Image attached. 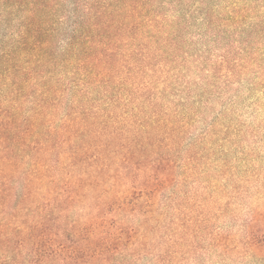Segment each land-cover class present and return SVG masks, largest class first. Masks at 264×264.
Listing matches in <instances>:
<instances>
[{
    "label": "trees",
    "instance_id": "trees-1",
    "mask_svg": "<svg viewBox=\"0 0 264 264\" xmlns=\"http://www.w3.org/2000/svg\"><path fill=\"white\" fill-rule=\"evenodd\" d=\"M244 94L264 0H0V264H264Z\"/></svg>",
    "mask_w": 264,
    "mask_h": 264
},
{
    "label": "rangeland",
    "instance_id": "rangeland-1",
    "mask_svg": "<svg viewBox=\"0 0 264 264\" xmlns=\"http://www.w3.org/2000/svg\"><path fill=\"white\" fill-rule=\"evenodd\" d=\"M241 100L244 101V103L240 107V110L243 113L244 121L250 123L253 127H258L263 124V126H261V129H259V137L261 142L257 143V150L259 152L258 159L260 160L258 163H245L244 165H246L247 167L255 165L256 169L259 170V173L264 175V96H257L256 94H244ZM254 103L262 104V106L259 107L257 115L255 117H252V109H254ZM262 180L264 183V177L262 178Z\"/></svg>",
    "mask_w": 264,
    "mask_h": 264
}]
</instances>
